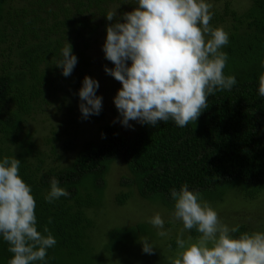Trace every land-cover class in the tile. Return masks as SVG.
<instances>
[{
    "label": "trees",
    "instance_id": "16d2710c",
    "mask_svg": "<svg viewBox=\"0 0 264 264\" xmlns=\"http://www.w3.org/2000/svg\"><path fill=\"white\" fill-rule=\"evenodd\" d=\"M232 2L225 0L221 11H211L210 25L229 35V44L221 49L228 55L224 74L235 76L237 83L210 96L196 123L183 128L172 121L140 124L130 137L118 126L104 124L100 140L55 166L25 129L27 119L43 106L64 105L65 98L58 96L66 87L79 96L84 77L91 78V38L102 30L106 35L107 26L131 12L136 0H0V159L21 160L20 176L36 200L37 230L45 234L47 226L57 241L45 260L34 264H104L100 250L118 253L152 235L148 225L137 223L108 227L100 247L93 239L99 226L91 214L104 206L107 177L119 158L130 175L125 185L168 209H174L171 190L184 184L209 203L222 201L229 192L252 199L264 191V97L258 94L264 73V0H250L243 12ZM113 11L116 17L108 21L105 16ZM66 42L77 57L68 77L55 66ZM103 115L104 109L88 118ZM53 177L69 195L48 203L44 197ZM130 194H121L119 205ZM175 241L168 246L176 248ZM8 247L0 236V264L12 256Z\"/></svg>",
    "mask_w": 264,
    "mask_h": 264
},
{
    "label": "clouds",
    "instance_id": "9594fccd",
    "mask_svg": "<svg viewBox=\"0 0 264 264\" xmlns=\"http://www.w3.org/2000/svg\"><path fill=\"white\" fill-rule=\"evenodd\" d=\"M136 5L123 14V22L107 26L102 48L105 59L114 65L105 67V73L122 85L113 101L119 122L126 128L132 127L130 121L151 126L172 121L181 128L196 123L209 107L210 96L230 91L237 83L235 76L224 74L228 55L221 49L229 44L228 33L210 25L212 5L206 0H136ZM105 17L113 21L116 11ZM76 64L66 42L55 66L68 77ZM98 88V81L84 77L78 93L84 119L102 110ZM258 94L264 97V73L258 78ZM20 166L15 157L0 159V236L12 254L7 264H34L44 261L57 241L47 226L46 235L37 230L36 200L20 176ZM58 185V179L51 178L46 202L69 195ZM170 195L174 201L170 222L183 225L170 264H264V232L235 236L239 226L223 224L213 207L187 184L173 188ZM148 223L159 230L158 236L168 235L159 213ZM191 230L198 233L195 239H184V232ZM141 243L143 253L154 254L147 238Z\"/></svg>",
    "mask_w": 264,
    "mask_h": 264
},
{
    "label": "rangeland",
    "instance_id": "374dc122",
    "mask_svg": "<svg viewBox=\"0 0 264 264\" xmlns=\"http://www.w3.org/2000/svg\"><path fill=\"white\" fill-rule=\"evenodd\" d=\"M224 1L206 0L212 5L211 11H221ZM249 2L250 0H233L232 4L238 12H243ZM105 41L106 35L102 30L91 38L90 47L87 50L91 60V78L99 83L96 95L102 97L103 117L100 120L84 119L79 110V104L81 103L79 96L74 97L72 89L66 87L58 96L65 98L64 105L57 101L49 106H43V111H36L27 119L25 129L31 133L36 147L40 152H44L45 158L50 165L56 166L65 163L88 142L100 140L99 130L104 124L118 126L121 132L128 137L140 125L136 121H130L129 123L132 127L126 128L119 122L121 117L117 109H114L116 107L113 101L122 85L104 71L105 67L109 69L114 67L110 61L105 59V54L102 51ZM56 137L57 140L55 141ZM64 145H71L73 148L68 151L64 148ZM52 147L55 149L54 151L51 150ZM129 176L125 163L122 159H117L112 164L107 177L104 206L95 214H91L99 226L93 239L97 246L100 247L104 239V232L108 227L145 223L149 226L152 235L144 238H147L148 242L155 248L154 254L143 253L142 243L138 241L135 244L126 246L118 253L105 251L101 253L100 250L103 263L170 264V258L175 256L177 247L170 248L168 242L176 240L177 235L183 228L182 222H170L173 209L141 199L137 195L134 186L128 187L125 185ZM129 191H131L130 197L127 198L123 205H119L117 198ZM209 204L218 213L223 224L229 228L239 226L241 234L253 231L263 232L264 230V191L252 199L245 198L236 191L229 192L222 201L210 202ZM157 213L165 221L164 230L168 232L165 237L158 236L157 232L159 230L148 223L149 219ZM241 227L242 229H240ZM188 236H190L189 231H185L183 238L187 239Z\"/></svg>",
    "mask_w": 264,
    "mask_h": 264
}]
</instances>
